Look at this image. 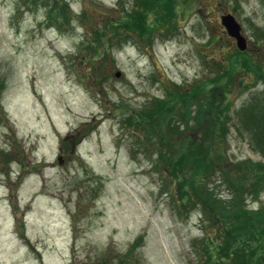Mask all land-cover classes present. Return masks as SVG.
Here are the masks:
<instances>
[{"label":"rangeland","instance_id":"obj_1","mask_svg":"<svg viewBox=\"0 0 264 264\" xmlns=\"http://www.w3.org/2000/svg\"><path fill=\"white\" fill-rule=\"evenodd\" d=\"M64 1L0 0V264L210 262L204 230L221 239L199 205L172 210L151 165L155 147L137 135L151 122L127 115L148 118L177 91L195 112L199 97L208 123L226 121L211 137L222 178L243 186L244 159L264 163L249 109L236 121L264 91V0H140L149 7L136 24L131 0ZM225 13L244 49L221 24ZM257 190L242 195L252 209L264 206Z\"/></svg>","mask_w":264,"mask_h":264},{"label":"trees","instance_id":"obj_2","mask_svg":"<svg viewBox=\"0 0 264 264\" xmlns=\"http://www.w3.org/2000/svg\"><path fill=\"white\" fill-rule=\"evenodd\" d=\"M47 1L49 2L47 6H50V0ZM53 1L60 5V9L66 3L64 0ZM134 2L135 0H131L133 8L138 9V11L133 13L132 17L130 16L129 21L136 24L137 19L134 17L144 15L152 1L149 0L150 3L147 7L141 4L140 0L136 3ZM173 9H177L175 5ZM110 24L111 22H109ZM124 27L130 30L132 26L125 24ZM134 28L132 27V30ZM253 72L257 75V68ZM172 94L161 105L159 102L156 105L154 104L155 108L151 110L148 118L141 116L137 112H133L132 117L129 114L127 115V118L135 124L139 122V118L141 122L147 119L151 122V125H149L151 127L150 132H148V129L141 128V133L137 135L155 147L151 165L155 171L159 172V189L166 195L172 210L176 208L179 213L181 209H185V212H188L193 204L199 205L202 214V217L200 215V220L202 222L210 221L215 237L217 236L221 239V242H217L213 233L208 229L206 231L203 229L204 234L201 241L206 246H209L208 249L206 248L207 253H204L206 256H213L212 259L209 258L210 262H204L200 258L203 264H264V206L252 209L246 206L245 198L242 197L244 194L256 196L259 191L257 190V185H259V189L264 187V163L258 161L253 164L244 159V163H247L248 167V181L240 188H236L232 182L230 183L222 178L225 177V169L223 166L222 168L219 167V163L215 158L216 149L211 137L213 133L218 134L221 131L220 128H223V132L226 121H219L218 118L212 117L213 121L208 123V118H204L203 105L199 97H195V101H197L195 106L198 110L194 112L189 106L191 101L189 96L182 97L180 91ZM150 101L147 100L146 103ZM246 102H243L244 105L237 112L236 121H241L242 110L245 112L249 109L250 122L255 128L257 126L260 127L263 132H260L259 129L258 131L264 136V91L255 95L247 104ZM175 114H178V118L175 117ZM165 121L170 124L165 125L164 123L163 127L166 131L163 132L157 126V123L163 124ZM137 127L140 126L137 125ZM242 127L246 131L249 130L247 124L246 127L243 125ZM189 130H193L196 133L200 130V132L198 136L195 134L193 136L190 135L191 137L188 139ZM168 132L171 133L169 134ZM181 133L184 137L181 139L186 141L179 145L176 144L174 139L177 138L175 136L181 135ZM249 135L250 138H253L257 149L264 157V139H261L253 129L249 132ZM170 144L173 146L170 147ZM212 154L214 157L213 161L211 158ZM224 160L229 163L225 153ZM210 178L212 180L211 183L209 181ZM217 180L225 184L226 190L231 195L230 197L223 199L220 198L222 197L220 194L213 192L211 184ZM168 183L174 188L173 191L168 188ZM235 191L241 194L237 195ZM180 205L181 209L179 208ZM246 247L251 252L247 249L244 250ZM218 252H221L217 257H221V262L216 263L215 255H218ZM250 253L253 255L251 260L249 258V255L251 257ZM206 256L203 255L202 259H205Z\"/></svg>","mask_w":264,"mask_h":264},{"label":"water","instance_id":"obj_3","mask_svg":"<svg viewBox=\"0 0 264 264\" xmlns=\"http://www.w3.org/2000/svg\"><path fill=\"white\" fill-rule=\"evenodd\" d=\"M220 22L226 29L227 33L234 38L235 45L238 49H244L245 40L240 33V26L230 13H225L220 16ZM60 160V159H59Z\"/></svg>","mask_w":264,"mask_h":264}]
</instances>
